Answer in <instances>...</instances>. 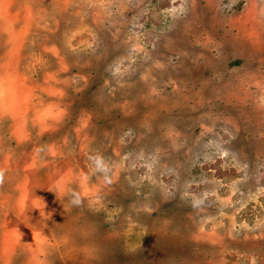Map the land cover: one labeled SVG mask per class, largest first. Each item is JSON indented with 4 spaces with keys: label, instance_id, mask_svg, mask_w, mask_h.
Masks as SVG:
<instances>
[{
    "label": "rangeland",
    "instance_id": "rangeland-1",
    "mask_svg": "<svg viewBox=\"0 0 264 264\" xmlns=\"http://www.w3.org/2000/svg\"><path fill=\"white\" fill-rule=\"evenodd\" d=\"M0 264H264V0H0Z\"/></svg>",
    "mask_w": 264,
    "mask_h": 264
}]
</instances>
